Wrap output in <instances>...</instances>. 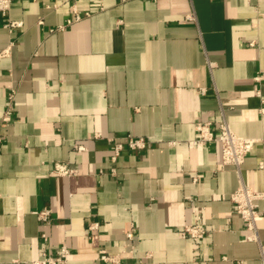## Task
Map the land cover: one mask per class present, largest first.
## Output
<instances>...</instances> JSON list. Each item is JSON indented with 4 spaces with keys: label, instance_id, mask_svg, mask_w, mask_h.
I'll return each instance as SVG.
<instances>
[{
    "label": "crops",
    "instance_id": "crops-1",
    "mask_svg": "<svg viewBox=\"0 0 264 264\" xmlns=\"http://www.w3.org/2000/svg\"><path fill=\"white\" fill-rule=\"evenodd\" d=\"M263 106L264 0H14L0 16V264L61 245L68 264H264V218L248 240L231 200L241 180L264 191ZM224 120L261 139L240 169L219 141L194 143L199 122ZM129 134L148 148L112 161L110 138ZM197 223L203 238L183 236Z\"/></svg>",
    "mask_w": 264,
    "mask_h": 264
},
{
    "label": "built area",
    "instance_id": "built-area-1",
    "mask_svg": "<svg viewBox=\"0 0 264 264\" xmlns=\"http://www.w3.org/2000/svg\"><path fill=\"white\" fill-rule=\"evenodd\" d=\"M14 0H0V16L6 17L11 9ZM127 1V0H122ZM89 15V13H87ZM83 15L74 8L72 15L67 19L66 24L60 25L59 28H64L66 25L75 21H79ZM19 22L9 21L7 26L19 25ZM261 76L257 75L256 80H260ZM13 96H10V102L3 114V123H8L12 120L13 109L11 100ZM264 111V106L261 108ZM199 131V138L194 141L196 144H203L206 141H219L222 151V162L224 165H233L237 169L244 163L246 156L252 150L256 142L261 139L250 138L238 135L235 133L228 122L224 120L219 125V130L214 132L208 122H199L197 124ZM3 131L0 129V143L3 141ZM111 140V160L117 161L118 157L125 148L132 150H142L148 148L151 139L146 136L127 135L124 139L110 138ZM78 150H83L82 145H77ZM54 172L60 175H71L77 173V169L70 167L66 163L56 162L54 164ZM111 171L114 173L115 168ZM231 200L234 202V211L239 215L246 223L247 230L250 231L247 234L248 240H258L257 235V223L264 218V211L261 210V204L264 203V191H255L249 187L243 180H241L239 187L231 194ZM50 209L43 208L35 211L38 218L47 222L50 217ZM98 227V222L92 223L90 229L94 230ZM135 227H132L127 233L128 239H133L135 235ZM206 230L204 227L197 224H186L182 230V234L185 237L192 239H201L204 237ZM260 242V255L264 261V243ZM70 256V250L66 245H61L57 251L53 254L44 253V255L36 260H33L31 264H68ZM101 260L103 262H113L117 259L111 255H102Z\"/></svg>",
    "mask_w": 264,
    "mask_h": 264
}]
</instances>
